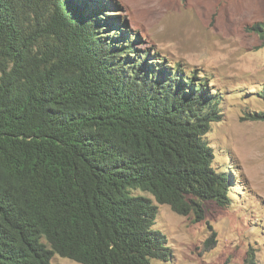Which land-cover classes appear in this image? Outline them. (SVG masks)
<instances>
[{
    "label": "trees",
    "instance_id": "obj_1",
    "mask_svg": "<svg viewBox=\"0 0 264 264\" xmlns=\"http://www.w3.org/2000/svg\"><path fill=\"white\" fill-rule=\"evenodd\" d=\"M118 7L0 0V264H169L158 207L135 191L200 220L232 203L206 141L223 96L138 51ZM249 30L264 45V20Z\"/></svg>",
    "mask_w": 264,
    "mask_h": 264
},
{
    "label": "rangeland",
    "instance_id": "obj_2",
    "mask_svg": "<svg viewBox=\"0 0 264 264\" xmlns=\"http://www.w3.org/2000/svg\"><path fill=\"white\" fill-rule=\"evenodd\" d=\"M114 1L115 15L137 35L138 51L170 68L196 69L197 81L209 78L210 88L223 96L222 120L212 124L206 141L215 153L214 166L233 174L232 203L206 202L200 220L135 191L158 207L153 230L165 235L173 251L169 264H244L249 256L264 264V121L245 118L249 111L264 110L258 98L264 45L249 30L264 20V0H107ZM116 57L128 59L121 52ZM52 263L79 264L59 255Z\"/></svg>",
    "mask_w": 264,
    "mask_h": 264
}]
</instances>
